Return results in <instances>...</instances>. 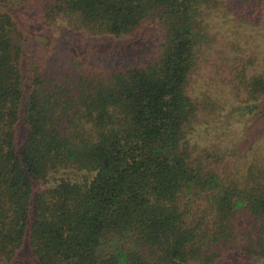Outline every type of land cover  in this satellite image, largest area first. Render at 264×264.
<instances>
[{"label":"trees","instance_id":"trees-1","mask_svg":"<svg viewBox=\"0 0 264 264\" xmlns=\"http://www.w3.org/2000/svg\"><path fill=\"white\" fill-rule=\"evenodd\" d=\"M263 5L0 0V264H264V68L197 78Z\"/></svg>","mask_w":264,"mask_h":264},{"label":"rangeland","instance_id":"rangeland-1","mask_svg":"<svg viewBox=\"0 0 264 264\" xmlns=\"http://www.w3.org/2000/svg\"><path fill=\"white\" fill-rule=\"evenodd\" d=\"M262 7H264V5ZM257 13L259 14H253L251 22L247 24L241 23L240 25L237 22V16H232L233 20H225L226 18L223 17L217 18L216 31L219 32L217 35L219 40L217 45L219 43H223L221 44L223 45V50H220V48L218 50L215 49L210 55H208V61L205 63V68L197 77L199 86L205 83L212 91L226 86L228 81H224V79H229L228 77H230L229 72L230 66L233 64V56H247L252 52V46L257 52V65L255 66L259 69L264 68V8L260 9ZM243 20V18L239 19V21ZM224 22H230V24H224ZM230 41H239V47L233 48ZM220 96L222 97V94H220ZM231 96L232 95L229 93L227 97L230 98ZM242 97L243 96H240L238 98L240 99ZM234 103V105L239 103L241 106L240 103L242 102L238 101ZM232 106L233 105L227 106L224 113H226L229 109H232L233 111L238 110L237 107ZM257 112H259V110ZM261 113L262 114L260 115L262 117L264 111ZM251 116L252 114L250 113L239 114V112H236V114H234V122H231L230 129L234 131L235 134L241 133L242 129H244L246 121L251 119ZM254 123V119H252L251 124L248 128H246V130L255 129ZM259 131L264 132V127L259 128ZM262 140L264 141V138Z\"/></svg>","mask_w":264,"mask_h":264}]
</instances>
